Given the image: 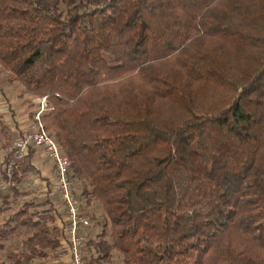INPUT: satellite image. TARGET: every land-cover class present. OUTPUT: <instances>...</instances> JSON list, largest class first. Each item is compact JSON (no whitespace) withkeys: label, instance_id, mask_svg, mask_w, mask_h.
<instances>
[{"label":"trees","instance_id":"1","mask_svg":"<svg viewBox=\"0 0 264 264\" xmlns=\"http://www.w3.org/2000/svg\"><path fill=\"white\" fill-rule=\"evenodd\" d=\"M0 65L103 207L86 264H264V0H0ZM8 145L0 264H42L67 222Z\"/></svg>","mask_w":264,"mask_h":264},{"label":"built area","instance_id":"2","mask_svg":"<svg viewBox=\"0 0 264 264\" xmlns=\"http://www.w3.org/2000/svg\"><path fill=\"white\" fill-rule=\"evenodd\" d=\"M47 97H42V105L38 114L37 129L33 132L14 138L13 141V160L8 164V170H13L14 160L21 159L29 149L42 148L46 151L49 159L54 164L57 191L66 212L65 221V240L59 253L68 254L69 260L57 259L52 264H86V234L94 225L93 219L85 213L81 207V200L78 197L73 182L69 176L70 159L56 139L49 131L42 128L41 115L49 109ZM47 106V107H46ZM46 107V109H45ZM35 128V126H34ZM11 185L9 179L0 182V191L6 190Z\"/></svg>","mask_w":264,"mask_h":264},{"label":"rangeland","instance_id":"3","mask_svg":"<svg viewBox=\"0 0 264 264\" xmlns=\"http://www.w3.org/2000/svg\"><path fill=\"white\" fill-rule=\"evenodd\" d=\"M10 74L11 73L9 71H7L5 67L0 65V89H3V92H0V112L4 116L5 122L7 124L13 126V128H15L12 131V134H10V136L0 134V163L2 161H4L6 158L8 148H9V145H8L9 140H10L11 147H12L15 137L23 136L24 134L33 132L37 129L36 124H38V120H36L35 116L38 114V111L41 108V105H42L41 100L43 97V96H36V95L30 93L29 91H27L24 88V86L19 81H17L16 79H13V76ZM6 95L8 97L6 99L5 98L3 99V97ZM34 96H36V97H34ZM11 99L14 100L13 101L14 103L9 102ZM46 107H45V109H46ZM45 112H48V111L46 110ZM24 116L30 117V120L33 122L32 125H35V128L31 126V128L26 130L25 129L26 127L24 128L21 125V124H23V121H20V119L23 118ZM17 119H19V121ZM48 131L51 133V135H53L52 131H50V130H48ZM32 179H33V173L28 174L26 176L24 182L22 183V187H24L26 189H31V186H30L31 184L29 185L28 181L32 180ZM74 187L78 188V184L76 183V186L74 185ZM32 188H35V190L33 189L35 191V193L39 192V190H40L39 189L40 187L33 186ZM75 191L77 192V189H75ZM41 199L44 200L45 198L44 197L42 198V196H41ZM94 201L99 202L97 200H94ZM99 205H100L99 207H101L103 209L100 202H99ZM93 206H94V204H92V207H91V210H92L91 214L92 215L90 213H89V215L91 217H93V219H94L95 217H99V215L102 213L99 212V210ZM17 208H18V205L16 207H13L12 210H15ZM102 211L104 214V210H102ZM2 218H3V216H0V221H2ZM93 221H96V220L94 219ZM24 233L19 234V235L13 234L11 236L6 237L7 239L2 240V244L4 245V247H1L2 244H0V259L7 260L9 262V259H7L8 255L12 252H18L19 250L22 249L23 241L26 238V235ZM65 237H66V234H65ZM64 240H65V238L63 239V242H64ZM62 246L58 249H61ZM60 253H59V250H56V253H55L56 256L52 255L51 257H48L46 259L38 258V259H36V261L42 262V264H52L53 261L57 260V257L59 258ZM114 253H115V255H114V258L112 261H114L116 264H120L121 263L120 255L116 251Z\"/></svg>","mask_w":264,"mask_h":264},{"label":"crops","instance_id":"4","mask_svg":"<svg viewBox=\"0 0 264 264\" xmlns=\"http://www.w3.org/2000/svg\"><path fill=\"white\" fill-rule=\"evenodd\" d=\"M7 97L8 96L6 95V96L3 97V99L4 98L6 99ZM34 97H36V96H34ZM13 101L14 100L11 99L9 102L14 103ZM17 120L19 121V119H17ZM20 121H23V124H21V125L24 128L26 127L25 128L26 130L31 128V126L32 127L35 126V125H32L33 122L30 120L29 116H24L23 118L20 119ZM11 129L14 130L15 128H13V126H11ZM35 149H36V151H35V155H34V164H35V166L37 168V171L35 173H33V179L29 180L28 183H29V185L31 184L30 185L31 187H33V186L40 187L39 188L41 190V191L39 190L40 196H45L44 194L47 191L51 190V194L50 195H51L52 201H53L55 207L58 209L59 214H61L60 216H58L56 222L58 223V225L62 226L63 225L62 223L65 220L66 212H65L63 204H62V202L60 200L58 191H57V185H56V179H55V169L53 168L54 164L51 161V159H49V157H48V155H47V153H46V151L44 149H42V148H35ZM73 184L76 186V183L73 182ZM77 184H78V188H75V189H77L78 193L77 192L76 193L78 195L79 192H80V186H79V183H77ZM80 200H81L82 209L88 215H89V213L90 214L92 213V210H91L92 204H94L93 207H95L96 209L99 210V212L102 213V214L99 215V217H95L94 218L96 221H94L95 222L94 225L92 226V228L86 234V239H88L90 237H93L100 230V228H101L100 220L103 217V211H102L103 209L101 207H99L100 206L99 202L93 201V202H91L90 204L87 205L84 202V200H82V198ZM91 218L93 219V217H91ZM86 250H87V248H86ZM116 252L120 255V253L118 251H116ZM60 254H59V258L57 257V259H61V257L64 258L65 260H69L70 259L68 254H66V253L63 254V255L62 254L60 255ZM114 255H115V253H114Z\"/></svg>","mask_w":264,"mask_h":264}]
</instances>
